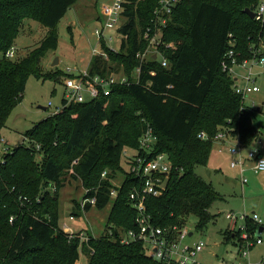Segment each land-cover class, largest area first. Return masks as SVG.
Returning a JSON list of instances; mask_svg holds the SVG:
<instances>
[{
    "label": "trees",
    "instance_id": "16d2710c",
    "mask_svg": "<svg viewBox=\"0 0 264 264\" xmlns=\"http://www.w3.org/2000/svg\"><path fill=\"white\" fill-rule=\"evenodd\" d=\"M77 1L0 0V143L1 130L21 102L30 75L60 77V73H44L42 63L50 50L58 48V23ZM260 2L180 0L163 29V39L173 41L175 47H159L166 66L153 57L144 62L137 57L148 46L142 31L159 0L127 3L128 20L120 30L128 37L119 50L105 46L108 59L93 55L88 69L93 74L123 69L132 82L113 86L107 96L66 105L25 131L27 143L3 150L0 264H77L81 252L88 254L87 264H168L148 254L142 241L125 244L118 236L119 229L137 227V210L130 199L137 178L124 169L123 151L137 148L149 126L158 138L156 151L166 152L173 166L165 191L146 197L152 221L160 226L181 225L187 215H196V226L202 230L215 218L210 207L224 194L196 169L208 164L213 136L218 132L225 131L247 145L258 136L255 108L246 103L243 107L245 97L235 91V79L223 69L222 61L230 47L241 61L264 45V21L245 11L257 10ZM26 19L40 21L47 33L26 55L16 57L15 49L10 57L7 52L14 47ZM202 131L208 138L199 135ZM37 154L41 155L39 161ZM118 171L125 172L124 180L112 198ZM69 175L81 179L86 187L82 199L97 197L95 205L87 202L84 208L79 201L74 214L81 215L93 206L103 209L113 200L107 221L112 234L96 237L88 230V241H81L63 230L57 201ZM247 224L251 230L255 228L252 219ZM234 232L225 231L227 241L239 236V231Z\"/></svg>",
    "mask_w": 264,
    "mask_h": 264
},
{
    "label": "rangeland",
    "instance_id": "374dc122",
    "mask_svg": "<svg viewBox=\"0 0 264 264\" xmlns=\"http://www.w3.org/2000/svg\"><path fill=\"white\" fill-rule=\"evenodd\" d=\"M100 2L101 0H98L96 4V0H78L58 23V48L50 50L42 64L44 73H60L59 81L50 77L44 79L30 75L21 102L14 107L6 126L1 130L0 161L6 147L19 145L20 142L27 143L25 131L51 116L52 113H56L55 110L61 105L65 95L64 79L89 66L93 48L97 46L94 30L100 26L97 19ZM47 30L40 21L26 19L14 44L16 57H22L36 47L45 37ZM111 33L115 34V31ZM151 55L148 53L145 59H150ZM57 56L60 59L58 64L52 65ZM235 68L239 74L243 70L238 65H235ZM120 72L114 71V74ZM253 73L255 74L253 84L259 86L260 90L247 95L244 101L247 105L254 106V123L257 130L262 132L261 136L264 140V64H255ZM23 136L24 139L21 140ZM231 144L236 142H230L228 145ZM261 151L264 152V144L261 146ZM232 158L227 150L220 152L213 149L208 164L198 166L196 169L198 174L213 183L224 194V198L218 199L210 207L211 213L216 216L204 229L197 228L196 215H187L185 218L186 225L194 231L192 239H202L208 243L207 248L199 255V260L203 264H223L226 261L231 264H249L259 261L261 254L264 253V246L256 244L250 249V259L245 258L238 253L240 247L234 242V237L228 241L225 237V231L232 230L231 221L226 216L227 212L252 214L255 211L257 215L264 217V171L248 169L246 175L249 182L243 187L238 168L230 165ZM40 159L41 155L37 154L36 160ZM122 165L124 169L128 168L126 157H123ZM116 175L114 181L122 183L125 172L118 171ZM86 191L81 179L68 176L65 186L59 191L57 201L61 227L67 225V229H63L66 233L89 230L93 231L96 237L102 234L110 235L111 229L107 226V221L113 200L103 209L93 206L89 210L82 211L81 215L74 214L73 211L79 209L77 204L82 201ZM19 198L23 197L20 195ZM45 203L48 204L47 201ZM11 218L10 222L13 221ZM241 223L240 220L238 225ZM49 253L54 259L56 254L53 251ZM87 262L88 254L81 252L78 264H87Z\"/></svg>",
    "mask_w": 264,
    "mask_h": 264
},
{
    "label": "built area",
    "instance_id": "2783aa9c",
    "mask_svg": "<svg viewBox=\"0 0 264 264\" xmlns=\"http://www.w3.org/2000/svg\"><path fill=\"white\" fill-rule=\"evenodd\" d=\"M179 1L159 0L158 5L154 9L153 17L142 31L143 37L148 41V46L137 53V57L142 62L146 60L145 56L150 53L153 58L156 55L155 59H159L163 65H167V60L159 47H175L173 41L168 42L163 39V29L167 26L173 9ZM129 2L130 0H101L97 18L100 26H97L94 30L97 46L93 48L92 56L101 55L108 59L109 55L105 46L113 50L121 48V43L128 37V34L124 33L120 28L128 20L125 12L127 10L126 5ZM255 12V18L264 21V1L260 2ZM112 31H115V34L111 33ZM230 42L235 45L233 38H231ZM263 49L264 45H261L259 48L254 49V54L251 57L239 61L235 49L230 47L222 61L223 69L228 71L235 79V91L242 97H246L251 92L260 89L259 86L253 84L255 81L253 69L255 64H264ZM14 54L15 47H12L8 50L7 55L13 57ZM235 65L243 68V72L239 74ZM118 71L121 72L119 74H114V71L107 74H93L86 66L78 72H74L73 75L64 79L65 95L63 99L65 101L64 103L61 102L55 112L62 110L70 103L84 102L100 96H107L112 92L113 86L132 82L130 77L123 72V69ZM140 71L141 65L136 69L137 74ZM243 107H245V101ZM199 135L203 138H208V134L205 131L200 132ZM230 137L233 136L225 131H220L213 136V140L219 141ZM157 139L154 129L149 126L141 135L137 148L125 147L123 151V157L127 158V171L137 178L136 184L133 185L130 192L132 205L137 210V227L128 230L119 229V239L121 243L125 244L137 240L142 241L147 248L148 254L168 264H203L199 260V255L207 248L208 243L202 239L193 240L194 231L186 225V221L181 225L160 226L152 221L147 212L146 197L148 195L158 196L165 191L168 184V176L173 167L172 161L166 152L156 151ZM262 143L263 139L260 137L249 145L237 139V143L229 147V151L233 156L231 166L239 169L244 184L248 181L245 174L248 168L255 171H264V153L260 149ZM7 149L8 147L4 150ZM248 162H251L250 166L247 165ZM70 172L72 173L73 170L71 169ZM106 175L107 171L104 170L102 176L105 177ZM113 183L115 186L111 189V197L115 198L118 194L117 188L121 187L122 183H116L115 181ZM96 201V196L86 197L82 199L81 206L84 208L87 202L95 205ZM226 216L231 221V229L235 231L234 234L236 231L240 233L236 237V242L240 247L238 253L250 259V249L254 245L260 244L264 246V217L257 215L255 212L252 214H237L234 211L227 212ZM249 218L255 223L253 230L247 224V219ZM240 220L242 223L238 225ZM62 228L67 229V225L62 226ZM259 228H262L260 234H258ZM112 233L113 230L111 229L110 234ZM69 235L70 237L78 236L81 241H88L89 239L87 231H73ZM223 264L231 263L226 261ZM249 264H264V253L261 254L259 261L249 262Z\"/></svg>",
    "mask_w": 264,
    "mask_h": 264
},
{
    "label": "crops",
    "instance_id": "0c3cea01",
    "mask_svg": "<svg viewBox=\"0 0 264 264\" xmlns=\"http://www.w3.org/2000/svg\"><path fill=\"white\" fill-rule=\"evenodd\" d=\"M97 1L98 0H96V4H97ZM98 18V17H97ZM237 70V69H236ZM242 72H243V70H242ZM242 72H240V73H242ZM260 90V89H259ZM258 90V91H259ZM254 92H257V91H253V92H251V93H254ZM258 109H260V108H258ZM256 129H257V127H256ZM258 131V136H257V138H262V132H259V130H257ZM256 138V139H257ZM237 137H230V138H228V139H224V140H219V141H215L214 142V144H213V148H212V150L213 149H216V150H218V151H220V152H223L224 150H227V151H229V147L231 146V145H233V144H231V145H228V144H230V142H233V141H235L236 143H237ZM263 139V138H262ZM254 143V142H253ZM264 144V140H263V143H262V145ZM261 145V146H262ZM260 149H261V147H260ZM230 152V151H229ZM264 153V152H263ZM231 154V153H230ZM232 155V154H231ZM210 160V159H209ZM232 160V159H231ZM230 165H231V162H230ZM247 165L248 166H250L251 165V162H248L247 163ZM234 168H237V167H234ZM248 169H251V168H248ZM247 169V170H248ZM239 170V169H238ZM247 170H246V172H247ZM253 170V169H252ZM246 172H245V174H246ZM239 174H240V181H241V184H242V186L244 187V185H246L248 182H249V179H248V181H247V183H243L242 182V178H241V173H240V171H239ZM247 176V175H246ZM255 212V211H254ZM192 234V233H191ZM193 237H194V235H193ZM234 242H236V239L234 238Z\"/></svg>",
    "mask_w": 264,
    "mask_h": 264
},
{
    "label": "water",
    "instance_id": "95a60500",
    "mask_svg": "<svg viewBox=\"0 0 264 264\" xmlns=\"http://www.w3.org/2000/svg\"><path fill=\"white\" fill-rule=\"evenodd\" d=\"M245 11H246V12H247L252 18H255L256 12H255L254 10H252V9H250V8H245ZM154 57H156V55H155ZM59 60H60V59H59L58 56L55 57V59H54L52 65H56V64H58ZM23 139H24V136L22 137L21 140H23ZM253 212H254V211H253ZM261 230H262V228H259V230H258V234H260Z\"/></svg>",
    "mask_w": 264,
    "mask_h": 264
}]
</instances>
